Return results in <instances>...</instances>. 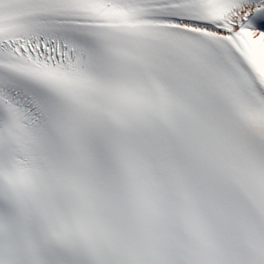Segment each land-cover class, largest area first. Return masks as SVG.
I'll return each mask as SVG.
<instances>
[{
  "label": "snow or ice",
  "instance_id": "6c2138e0",
  "mask_svg": "<svg viewBox=\"0 0 264 264\" xmlns=\"http://www.w3.org/2000/svg\"><path fill=\"white\" fill-rule=\"evenodd\" d=\"M0 264H264V0H0Z\"/></svg>",
  "mask_w": 264,
  "mask_h": 264
}]
</instances>
